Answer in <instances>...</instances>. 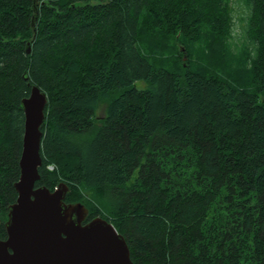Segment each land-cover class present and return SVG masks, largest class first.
Here are the masks:
<instances>
[{"label": "trees", "instance_id": "1", "mask_svg": "<svg viewBox=\"0 0 264 264\" xmlns=\"http://www.w3.org/2000/svg\"><path fill=\"white\" fill-rule=\"evenodd\" d=\"M243 2L236 41L230 0H0V240L36 86V188L134 264H264V0Z\"/></svg>", "mask_w": 264, "mask_h": 264}, {"label": "water", "instance_id": "2", "mask_svg": "<svg viewBox=\"0 0 264 264\" xmlns=\"http://www.w3.org/2000/svg\"><path fill=\"white\" fill-rule=\"evenodd\" d=\"M30 51L26 45V53ZM46 95L36 86L21 101L24 115L17 198L8 208L6 237L0 240V264H134L124 238L108 221L84 223L83 204L64 203L68 188L35 187Z\"/></svg>", "mask_w": 264, "mask_h": 264}, {"label": "rangeland", "instance_id": "3", "mask_svg": "<svg viewBox=\"0 0 264 264\" xmlns=\"http://www.w3.org/2000/svg\"><path fill=\"white\" fill-rule=\"evenodd\" d=\"M231 15L234 21L233 35L236 41L241 40V35L243 34L242 26L247 14L246 7L243 0H230ZM186 58L183 57V60ZM134 87L138 90H143L147 88V84L144 80L136 81ZM106 105L100 104L96 111V119H102L105 116ZM77 204V203H76ZM81 204V203H78Z\"/></svg>", "mask_w": 264, "mask_h": 264}, {"label": "built area", "instance_id": "4", "mask_svg": "<svg viewBox=\"0 0 264 264\" xmlns=\"http://www.w3.org/2000/svg\"><path fill=\"white\" fill-rule=\"evenodd\" d=\"M48 168H49L50 170H52V166H51V167L49 166Z\"/></svg>", "mask_w": 264, "mask_h": 264}]
</instances>
